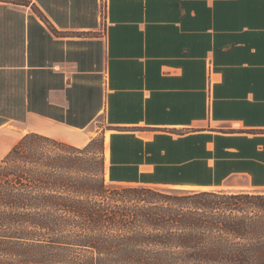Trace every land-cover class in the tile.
<instances>
[{
    "label": "crops",
    "instance_id": "1",
    "mask_svg": "<svg viewBox=\"0 0 264 264\" xmlns=\"http://www.w3.org/2000/svg\"><path fill=\"white\" fill-rule=\"evenodd\" d=\"M28 132L108 133L106 177L264 190V0H0V159Z\"/></svg>",
    "mask_w": 264,
    "mask_h": 264
},
{
    "label": "trees",
    "instance_id": "2",
    "mask_svg": "<svg viewBox=\"0 0 264 264\" xmlns=\"http://www.w3.org/2000/svg\"><path fill=\"white\" fill-rule=\"evenodd\" d=\"M104 152L102 136L78 147L28 132L11 146L0 264H264V194L148 184L208 185L206 165L172 180L124 177L112 160L107 181Z\"/></svg>",
    "mask_w": 264,
    "mask_h": 264
},
{
    "label": "rangeland",
    "instance_id": "3",
    "mask_svg": "<svg viewBox=\"0 0 264 264\" xmlns=\"http://www.w3.org/2000/svg\"><path fill=\"white\" fill-rule=\"evenodd\" d=\"M13 130V129H12ZM28 130V129H27ZM24 131H21L20 129L19 130H17V134H20V133H23ZM16 134V135H17ZM99 137H101V136H98V138ZM103 137V146H104V142H105V139H104V136H102ZM97 138V137H96ZM105 138H106V136H105ZM106 148H107V145H106ZM106 148H105V150H106ZM104 155H105V152H104ZM105 158H106V160H108V157H106L105 156ZM106 174H107V170L105 171V179L107 180L108 179V177H106ZM108 181V180H107ZM195 188H198V189H201L200 187H195ZM165 189H167V188H165ZM255 192H257L258 194H264V190H259V191H255ZM262 234V235H261ZM260 235H258V237L257 238H259V239H261L262 241H264V230L262 231V233H261Z\"/></svg>",
    "mask_w": 264,
    "mask_h": 264
},
{
    "label": "built area",
    "instance_id": "4",
    "mask_svg": "<svg viewBox=\"0 0 264 264\" xmlns=\"http://www.w3.org/2000/svg\"><path fill=\"white\" fill-rule=\"evenodd\" d=\"M98 4H99V14L102 15L106 7V0H98Z\"/></svg>",
    "mask_w": 264,
    "mask_h": 264
},
{
    "label": "bare ground",
    "instance_id": "5",
    "mask_svg": "<svg viewBox=\"0 0 264 264\" xmlns=\"http://www.w3.org/2000/svg\"><path fill=\"white\" fill-rule=\"evenodd\" d=\"M108 140H109V134L107 133L106 134V145H107V148H106L105 152H106V156L109 158ZM106 176H107V174H106Z\"/></svg>",
    "mask_w": 264,
    "mask_h": 264
}]
</instances>
